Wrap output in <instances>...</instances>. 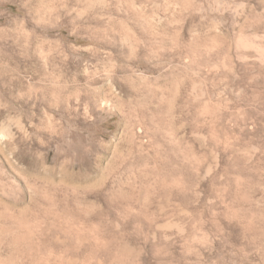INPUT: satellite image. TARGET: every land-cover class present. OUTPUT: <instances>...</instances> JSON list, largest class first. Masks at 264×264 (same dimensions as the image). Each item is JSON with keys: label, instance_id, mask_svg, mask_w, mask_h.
Wrapping results in <instances>:
<instances>
[{"label": "rangeland", "instance_id": "obj_1", "mask_svg": "<svg viewBox=\"0 0 264 264\" xmlns=\"http://www.w3.org/2000/svg\"><path fill=\"white\" fill-rule=\"evenodd\" d=\"M0 264H264V0H0Z\"/></svg>", "mask_w": 264, "mask_h": 264}]
</instances>
